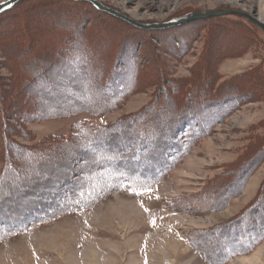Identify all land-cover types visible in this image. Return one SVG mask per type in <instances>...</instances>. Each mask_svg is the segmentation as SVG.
<instances>
[{"label": "rangeland", "instance_id": "374dc122", "mask_svg": "<svg viewBox=\"0 0 264 264\" xmlns=\"http://www.w3.org/2000/svg\"><path fill=\"white\" fill-rule=\"evenodd\" d=\"M95 1L0 11V264H264V0Z\"/></svg>", "mask_w": 264, "mask_h": 264}, {"label": "trees", "instance_id": "16d2710c", "mask_svg": "<svg viewBox=\"0 0 264 264\" xmlns=\"http://www.w3.org/2000/svg\"><path fill=\"white\" fill-rule=\"evenodd\" d=\"M103 146V145H102ZM98 148H103V147H101V146H99ZM127 162V161H126ZM124 165V164H123ZM127 165V164H126ZM129 166H130V169H132V170H130V171H132V172H134V173H138L139 175L141 174V170H140V168H141V164L137 161V160H131V163L129 164ZM118 168V167H117ZM122 172H124V174L125 175H120V176H115V178H113L112 180V182L113 183H115V182H119V183H117L116 185H118V186H124V185H126L127 183H128V179H129V176L130 177H132V176H134L135 174H133V175H130V173L132 174V172H128V170L127 169H125V167H123L122 166ZM140 171V172H139ZM129 174V175H128ZM122 180V181H121ZM121 182V183H120ZM126 182V183H125ZM131 186L133 187V188H136L135 186L136 185H138V184H136V183H139V181H131ZM133 183L135 184V185H133ZM89 185V184H88ZM85 186V187H82V189L83 188H85L84 190H86V191H80V196H83V197H81L83 200H81V202L82 203H84V201L85 202H87V201H89V199L90 198H92V197H95L96 195H98V193H100V191H98L97 193H95V189L96 188H94V190H91V187L90 186ZM128 185H130V184H128ZM85 205V204H84ZM4 222H3V225H4V230L5 229H8L9 228V226H11V225H13V223H11L12 221H8V220H3Z\"/></svg>", "mask_w": 264, "mask_h": 264}, {"label": "water", "instance_id": "95a60500", "mask_svg": "<svg viewBox=\"0 0 264 264\" xmlns=\"http://www.w3.org/2000/svg\"><path fill=\"white\" fill-rule=\"evenodd\" d=\"M16 1L18 0H8L7 2H5L4 4H0V11L3 10L4 8L12 5L13 3H15ZM91 2H93L94 4H96L99 8H101L102 10L104 11H108V12H111L115 15H118L119 17L121 18H124L128 21H131L130 19H128L126 16L114 11L113 9L111 8H108V7H105L103 5H101L99 2L95 1V0H89ZM211 14H218L217 12H214V13H211ZM205 14H200V16H204ZM250 20L255 23L257 26H259L263 31H264V23L256 18H250ZM132 23H134L133 21H131ZM136 24V23H135Z\"/></svg>", "mask_w": 264, "mask_h": 264}, {"label": "bare ground", "instance_id": "6f19581e", "mask_svg": "<svg viewBox=\"0 0 264 264\" xmlns=\"http://www.w3.org/2000/svg\"><path fill=\"white\" fill-rule=\"evenodd\" d=\"M16 3V2H15Z\"/></svg>", "mask_w": 264, "mask_h": 264}]
</instances>
